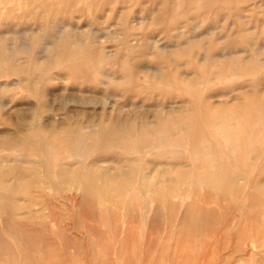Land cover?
<instances>
[{
	"label": "rangeland",
	"instance_id": "obj_1",
	"mask_svg": "<svg viewBox=\"0 0 264 264\" xmlns=\"http://www.w3.org/2000/svg\"><path fill=\"white\" fill-rule=\"evenodd\" d=\"M0 264H264V0H0Z\"/></svg>",
	"mask_w": 264,
	"mask_h": 264
},
{
	"label": "bare ground",
	"instance_id": "obj_2",
	"mask_svg": "<svg viewBox=\"0 0 264 264\" xmlns=\"http://www.w3.org/2000/svg\"><path fill=\"white\" fill-rule=\"evenodd\" d=\"M64 99H65V98H64ZM84 99H85V98H84ZM65 100H66V99H65ZM80 101H82V99H81ZM80 101H79V102H80ZM83 102H84V101H83ZM88 102H89V101H88ZM84 103H86V101H85ZM13 116H14V115H13ZM253 247H254V246H253Z\"/></svg>",
	"mask_w": 264,
	"mask_h": 264
}]
</instances>
